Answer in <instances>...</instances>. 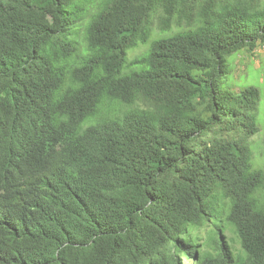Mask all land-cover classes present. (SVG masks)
I'll list each match as a JSON object with an SVG mask.
<instances>
[{"label": "trees", "instance_id": "obj_1", "mask_svg": "<svg viewBox=\"0 0 264 264\" xmlns=\"http://www.w3.org/2000/svg\"><path fill=\"white\" fill-rule=\"evenodd\" d=\"M263 46L264 0H0V264H264Z\"/></svg>", "mask_w": 264, "mask_h": 264}, {"label": "rangeland", "instance_id": "obj_2", "mask_svg": "<svg viewBox=\"0 0 264 264\" xmlns=\"http://www.w3.org/2000/svg\"><path fill=\"white\" fill-rule=\"evenodd\" d=\"M159 32V29L155 27L153 37L158 36ZM176 32H178V30L174 29L171 34ZM150 42L131 50L129 52V60L133 61L147 51L150 47ZM229 64L230 75L224 84L225 89L239 92L248 87H256L261 93V101L255 112L259 133L249 142L252 152L254 153L251 160L252 167L256 170L262 169L264 168V46L258 48L255 52H250L248 50L240 51L229 59ZM226 224L232 227L229 223ZM225 236H229L228 238L232 243L234 251L237 252V254L241 253V246L237 240V235L226 228ZM182 260L186 263L184 258H182Z\"/></svg>", "mask_w": 264, "mask_h": 264}, {"label": "clouds", "instance_id": "obj_3", "mask_svg": "<svg viewBox=\"0 0 264 264\" xmlns=\"http://www.w3.org/2000/svg\"><path fill=\"white\" fill-rule=\"evenodd\" d=\"M182 258H184V259H185V257H184V256H182Z\"/></svg>", "mask_w": 264, "mask_h": 264}, {"label": "bare ground", "instance_id": "obj_4", "mask_svg": "<svg viewBox=\"0 0 264 264\" xmlns=\"http://www.w3.org/2000/svg\"><path fill=\"white\" fill-rule=\"evenodd\" d=\"M22 214V213H21ZM29 216V215H28Z\"/></svg>", "mask_w": 264, "mask_h": 264}]
</instances>
